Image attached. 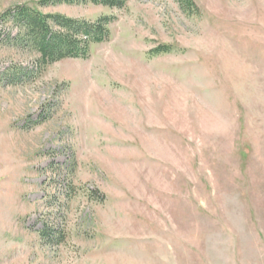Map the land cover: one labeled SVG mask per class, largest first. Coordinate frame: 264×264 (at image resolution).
<instances>
[{"label": "rangeland", "instance_id": "rangeland-1", "mask_svg": "<svg viewBox=\"0 0 264 264\" xmlns=\"http://www.w3.org/2000/svg\"><path fill=\"white\" fill-rule=\"evenodd\" d=\"M41 1L114 19L40 70L0 18V264H264V0Z\"/></svg>", "mask_w": 264, "mask_h": 264}, {"label": "trees", "instance_id": "trees-1", "mask_svg": "<svg viewBox=\"0 0 264 264\" xmlns=\"http://www.w3.org/2000/svg\"><path fill=\"white\" fill-rule=\"evenodd\" d=\"M129 0H42L39 5L91 4L109 9H122ZM186 14L196 12L192 0H174ZM0 18L11 20L20 27L21 39L29 42L31 48L39 54L36 65L41 70L46 64L62 59H86L91 45L100 44L109 38V25L112 17L101 16L94 21L70 19L59 14H41L26 6H17L7 10ZM169 46H158L154 55L169 53ZM17 73V72H15ZM43 230L42 238L51 234ZM50 231V230H49Z\"/></svg>", "mask_w": 264, "mask_h": 264}]
</instances>
